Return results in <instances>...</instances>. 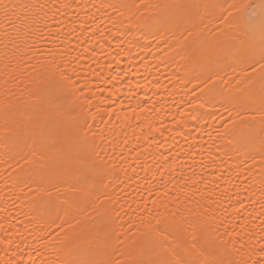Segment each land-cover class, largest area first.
<instances>
[{
	"label": "snow or ice",
	"instance_id": "obj_1",
	"mask_svg": "<svg viewBox=\"0 0 264 264\" xmlns=\"http://www.w3.org/2000/svg\"><path fill=\"white\" fill-rule=\"evenodd\" d=\"M87 7L0 4V61L19 70L0 85V264H264V0H100L81 20ZM140 52L145 71V56L175 69L167 97L121 98ZM114 124L143 150L109 139ZM149 150L159 180L129 203V160Z\"/></svg>",
	"mask_w": 264,
	"mask_h": 264
},
{
	"label": "bare ground",
	"instance_id": "obj_2",
	"mask_svg": "<svg viewBox=\"0 0 264 264\" xmlns=\"http://www.w3.org/2000/svg\"><path fill=\"white\" fill-rule=\"evenodd\" d=\"M38 2V0H0V4H7V3H19V4H25V3H36ZM100 2V0H83V3L85 5H87L88 7L84 10H81L79 8L76 9L77 14L80 16L81 20L85 19V11H91L92 13H95V9H92L90 7L91 4H98ZM17 12L21 14V20H23L24 16V10L23 9H17ZM28 15H32L31 12L27 13ZM97 15L102 17V13H98ZM91 22V21H89ZM16 23L19 25L20 21L17 20ZM26 30V28H25ZM21 47L23 48L24 45H21ZM137 50L134 49V53ZM153 52L155 53L156 57L160 56V53H156L155 52V48H153ZM0 55H3V50H0ZM12 53L9 52L8 56L11 57ZM144 52H140L139 55H135L131 58V65L129 64V60L125 59L123 61V63L121 64V68L123 70H127L130 66L132 68L131 73L125 77V84L123 85L124 87V92L121 93V98L124 95H127V87L130 86L134 89L137 90L138 85H144L143 88H140L137 92L138 95L141 96L142 99H147L148 97H152L153 99H155L156 97L153 95V93H156V95H160L163 94L165 97H167V93L168 91L172 90V86L168 84V80L164 79V77H171L173 72L175 71V69L171 66V65H166L164 62H158L156 59H153L150 56H145V62H150V66L148 68L147 71H145L143 65L140 63V56H143ZM177 60H179V57H176ZM109 60H111V57H109ZM117 60H119V58H117ZM8 62L7 60L4 61H0V85H3V80L6 78L4 77L2 74L4 72H9L12 75H18L19 74V70L14 71L15 69V65H16V61L12 60L11 65L9 68L5 69L4 67V63ZM102 63H108V61H102ZM151 64H155V67H152ZM115 66V62H113V67ZM159 69V71H156V69ZM25 75H27V73L30 71V69H28L26 66H24L23 68ZM103 75V73H102ZM145 77H147L148 81H151V83H147L146 84V80ZM159 79L160 83L163 85H168L167 90H165V88L160 87L157 88V80ZM8 87L13 88V90H15V86L12 83H9ZM118 87H120L118 85ZM3 91V88L0 87V92ZM173 97L176 100H179L180 98V94L179 91L174 92L173 93ZM71 104V99L69 98V106ZM165 111L166 112H171V113H175L176 111V106L174 104H172L171 100H169L166 104L165 107ZM165 123H168V120L164 121ZM112 127V131L109 134V139H115L116 141H120V140H127V147H135L137 144L139 145V149L143 150L144 148V141L143 139H139L137 140L136 137H142L143 134L140 132V130L138 128H135L134 125L133 126H129L127 128L122 129L120 125L118 124H114L111 126ZM126 134V135H125ZM163 136L165 139L168 138L169 133L168 132H164ZM196 138L199 139V133L195 134ZM157 139H160V136L157 135L156 137ZM177 139L179 140L180 144H183L184 141L183 139L177 137ZM189 139L191 140L192 137H189ZM205 140H207V137H205ZM161 143H164V140H161ZM177 150V146L173 145L171 151H176ZM162 151H164L165 153H167L169 151L168 145L165 144L164 148L162 149ZM154 150H149L148 152H144L143 155L141 156L139 161H133V160H129V163H131L133 165V167L136 168V173H132L131 171L128 172L129 176H132L133 180H135V183L132 184L129 182V186L124 188V193H121V195L127 194V199L129 201V203H131L132 199H141V196L137 195V192L142 191L143 187L145 186V183L147 181H150L151 184H156L159 180V176L157 174V170H156V165L159 163L158 159H156L154 157ZM125 154L127 155V151L125 152ZM134 155V154H133ZM154 159H155V163H154ZM151 165V169L148 172L142 171L141 167L139 165ZM125 167H127V165H125ZM3 169H0V172H2ZM153 176H155L156 178L153 179ZM124 177V173L122 172H118V174L116 176H111L110 179L113 181L114 184H119L120 180H123ZM0 183H2V179H0ZM121 187H123V185H121ZM117 191H119V189H117ZM17 195H20L19 192L17 191ZM144 199H151V197H149L147 195V193H144L143 195ZM21 199H23V196H21ZM17 210L23 208V205L21 204V202L18 200L17 202Z\"/></svg>",
	"mask_w": 264,
	"mask_h": 264
}]
</instances>
